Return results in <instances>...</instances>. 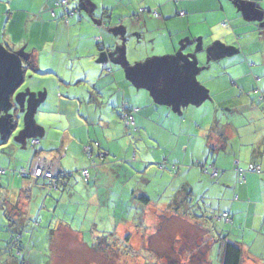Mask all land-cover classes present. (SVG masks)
<instances>
[{
	"label": "crops",
	"instance_id": "1",
	"mask_svg": "<svg viewBox=\"0 0 264 264\" xmlns=\"http://www.w3.org/2000/svg\"><path fill=\"white\" fill-rule=\"evenodd\" d=\"M136 1L140 3V6L142 3H146V0ZM68 2L71 9L78 10L77 13L74 12L75 14L71 18L76 15L80 16L81 24L87 17L90 18L89 20L86 19L89 23L86 22L84 27H90L91 32H93V41L97 43L98 51L101 52L109 51L113 41L110 36L114 37V33L119 36V39L114 37L118 44L126 42L125 35L127 33L131 37H137V35L135 36L138 33L136 31H139V34L143 32L158 33L164 38L168 34L171 43L173 42L172 36L183 38L186 33L191 41L188 46L191 44L196 47L195 57L198 68L204 66V55L207 54L208 50L212 54V63L228 62L221 69L222 75L219 79L224 74L227 75L234 88H228L230 100L227 102H230V107L226 106L228 109L222 111L236 113L237 116L235 120L226 123L216 120L215 116L212 123L204 126L202 120L196 121L199 119L197 114L204 112L199 109L203 105V101L198 106L190 103L179 104L178 106L161 105L158 106L160 109L152 111L154 107L149 103L150 97L145 95V105L138 101L142 98V93L139 91L146 90L137 88L126 77V71L122 66L110 64V62H107L108 65L104 67L96 66L91 64L92 58L85 59L83 57L79 60L80 63H74L71 58L66 59L62 74L50 72V70L44 74H55L58 87L65 89L68 96H71L69 94L71 89L68 86H73L72 79L76 80L77 90L79 88L86 89L87 94L74 92L80 97L79 101L82 102H79V105L84 104L83 110L80 114L77 105L73 113L74 107L71 103L72 113L69 112L65 104L75 100L67 101L63 96H60L58 100L54 96L52 97L58 103L55 111L54 105L56 103L54 102L46 110L43 105L46 100L38 104L35 114L42 106V111H45L43 113H53L55 119H60L61 123H63L64 118L68 125H61L59 130L53 128L57 132L56 142L50 141L48 134L40 136L44 137L42 143L41 138L38 137L30 140L36 139L38 144L33 148L30 146L28 161H23L24 166L21 161H17L14 163L17 171L11 172L12 176H18L21 180L18 186L11 185L9 179L6 180V185L2 184L1 176H7L9 173L6 169L0 168L3 171L0 174V210L3 209L4 211V207L7 208V212L4 211L7 221L11 222L15 231H19L18 227H23L26 230L28 221L24 216L27 210L36 207L37 202L42 200L41 208L46 209V211L42 218H39V221L41 220L40 224L46 223L50 235H56L54 238L55 240L59 238V241H62L61 239L65 235L67 239L75 238L83 243V238H79V236L85 235L84 233L73 230L69 224L70 221L54 215L59 202L63 200V196L69 198L72 194H78L80 199L92 200L100 208L105 201V205L112 207L111 203H113L116 207L115 203H119L118 206L121 207V202L127 204L125 201L130 200L132 211L137 207L140 214L136 210L130 214L131 211L119 208L120 216L114 222L113 219L116 214L114 216L109 215L112 211L107 212L104 217L97 213L93 216L96 219L102 218L101 222L106 226L103 230L93 227L87 235H125L124 248L135 250L138 247L142 248L140 238L143 240L144 236L136 238L133 235H146L148 234L147 231H150L149 254L152 257L151 262L153 260L154 264L163 260L166 253L167 256H174L173 252H176L174 251L176 246L178 255L187 251L190 246L195 255L197 250L203 251L201 260H198L199 262L196 264H214V262L221 264L222 240H224L223 243L235 244L239 248L241 252L239 264H264V119L259 117H264V110L260 109L262 106L260 97L257 103L261 106H256L255 100L250 99L251 93L255 95L256 90L251 88L254 81L252 73L241 60L245 50L241 52L242 56L238 57H234L236 55L228 56L222 49V52L218 50L217 54L212 51L218 47V42L225 43L227 46L236 45L233 43L235 32L238 33L236 29L242 27L243 30L240 32L248 35L253 32L252 26H255L256 21L252 17L254 12L251 11H255L254 6H261L260 11L264 17V0H149L148 6L153 9L152 11H141L142 6H139L138 12L129 14V9L132 6L138 7L130 0L128 6L122 10L123 15L115 21L112 17L106 19L107 13H103L101 18L96 17L97 8L90 0H69ZM241 3H243L242 6ZM54 6L52 0H49L47 4H42V9L47 12L48 9L52 8L57 13L56 9L53 8ZM56 7H58L57 4ZM233 8L236 9L234 13L232 12L234 11ZM154 12L158 14L157 17L154 16ZM144 13H149L154 18V20L152 19L154 23L151 26L147 24ZM62 15L61 10L56 18L63 20ZM244 17L246 20L243 19ZM176 20L178 21L175 22ZM103 21L106 24L104 27ZM62 23H57L56 27H63ZM126 23L128 25L124 26ZM67 26L70 27V30L74 27L71 22ZM80 28L82 29V27ZM96 30H106L107 34L111 35L108 39L104 38L103 35L97 38L94 35ZM7 36V34L4 35V37ZM123 46L126 48V44ZM208 46L212 48L207 49ZM245 46L249 48L253 46V42H247ZM77 49L79 48L77 47ZM68 50L70 51V46L65 43V40L58 44L60 58L59 62L56 63L57 68L62 67V57L68 53ZM168 53L163 52L160 53L159 57L146 60L152 61L157 58L169 57ZM79 55L77 54V58H80ZM199 56L203 58L201 59ZM217 56L221 58L217 59L218 61L215 60ZM122 57L126 61V65L130 67L132 62L127 59L126 51L123 52V49H121V57L119 56V58L122 59ZM222 57L224 58L222 59ZM35 58L39 59L38 56ZM146 60L137 64L143 65ZM74 64L89 67V70L83 77L76 76V78L70 77L68 79L66 74L74 68ZM203 72L200 71L196 78L204 75ZM113 94L119 95L120 108L116 106L111 109L107 105L108 110L104 111L103 99L106 96L111 99ZM86 96L89 97L86 99ZM237 99L241 101L236 102ZM249 99L250 103H248ZM218 102L215 101L216 108L222 109ZM162 109L171 113L175 112L176 115L175 120L170 115H165L164 118L163 116L158 117L159 120L164 121L166 119V122H169L163 123L171 131L167 133L170 135H168L166 142L160 140L163 135L151 134L147 137L141 133L133 136L127 135L128 131L135 126L144 127L147 118L143 116V113L150 112L156 117V114L159 116ZM192 110H197V112ZM124 112L133 117L134 124L130 128H126L122 122L121 118ZM195 113L197 114L194 115ZM36 124L38 125V123ZM174 126L175 129H172ZM52 127L50 125L49 128ZM136 129L134 128V131ZM137 132H139L138 129ZM30 141L28 142L29 145ZM94 143H97L98 147L93 148L92 157L89 159L84 147ZM14 149L17 150V148ZM136 150L139 151V154ZM14 158H17V154L14 155ZM35 159L48 161L64 174L58 189L55 190L60 194V197L53 209H47L48 198H42V195L45 192L47 194L50 190L48 182L43 179H36L30 174L25 177H20L18 174L22 169L29 173ZM235 162L237 163V171L234 170ZM75 163H77L79 171L87 169V181L82 179L79 172H73L75 169L73 164ZM124 164L129 165L128 171L120 167H125ZM210 167L218 171L216 177L210 176ZM256 168H259V173L255 172L254 169ZM74 173H78L80 181L77 180V177H73ZM66 175L69 177L65 178ZM145 175H149V179H145ZM126 194L128 199L125 197ZM32 201L37 204L33 205ZM148 208H151L150 212L145 211ZM222 214H227L229 220L226 221L221 218ZM145 215H147L146 222L143 223ZM214 217L219 219H214ZM35 218L34 222L36 221ZM212 218L215 220L214 224ZM95 222L93 220L92 225ZM107 224H110V228H107ZM137 224L145 227L140 226L142 233L138 230ZM20 238L19 236L15 240L19 242ZM15 240L12 241L11 246L14 245ZM4 241L0 240V252H6L9 248L10 241H7V246L4 245ZM216 245H219L218 249L214 248ZM146 247L147 245L143 249ZM86 249L89 256L98 254L94 247L86 245ZM23 254H25V248ZM28 254L27 251L26 255L28 256ZM154 257L156 258L154 259ZM25 259L26 257L20 264H28ZM1 260L7 264V259ZM140 260L143 263V258L140 257ZM169 260L174 261L172 257H168L166 264H184L182 262L176 263L177 261L170 263Z\"/></svg>",
	"mask_w": 264,
	"mask_h": 264
},
{
	"label": "rangeland",
	"instance_id": "2",
	"mask_svg": "<svg viewBox=\"0 0 264 264\" xmlns=\"http://www.w3.org/2000/svg\"><path fill=\"white\" fill-rule=\"evenodd\" d=\"M59 1L61 0H52V3H54L55 5L53 8L57 11V13H55L52 8L48 9L47 12L42 9V4H47L49 0H0V44L10 52L15 51L21 54L22 56H25L29 63L34 67L33 70L27 69V74L25 73L26 75L24 82L15 94L26 96L23 108L24 111L23 109H21L20 111V108L17 105L13 106L11 110V114L14 113L13 111L17 110L16 116H18L19 118L17 122V128L8 138V140L5 141V143L1 142L0 134V168L6 169L9 173L7 174V176H1V182L4 185H6L7 179L10 180L11 185L18 186L21 183V180L18 178V176H12L11 172L14 170L17 171L16 167H14V163H17V161H21V164L23 166V161H28V156L30 155L31 151L30 146L32 142L30 140L32 138H41L42 143L44 137L40 136L48 134L47 136H49V140L56 142L55 138L57 137V132H55V129L59 130L61 128V125H68V122H66L64 118L63 123H61L60 119H55L53 113H43L45 111H42V106L38 109V112L34 115L32 121L28 120L29 118L27 116L26 110L28 108L29 99L31 96H34L33 100L37 104L43 103L46 100V102L43 104L45 106V110L52 105L51 103H56L57 101L55 100V98L58 100L60 96L66 98L67 101L70 99L75 100L73 102H66L65 107L69 110V112H71V103H73L72 105L74 107L73 113L77 105L80 110V114L81 110H83L84 104L79 105V102H81L79 101L80 97L77 96L74 92H78L79 94H87L86 89L79 88L77 90L76 80L72 79L71 83L73 84V86H68V88L71 89L69 92L71 96H68V92H66L65 89H61L58 87L56 75L50 73L44 74V72L50 70V72H60V74H62L64 71V60L70 58L74 63H80L79 60L84 57L85 59L92 58L91 64H94L96 66L100 65L104 67L108 65L107 62H97L100 59V55L105 51H98L99 49L97 48V43L93 41V32H91L90 27H84L86 25V22L89 23L87 20H89L90 18L87 17V20L85 19V21H82L81 24L79 21L80 16L78 15L72 18L64 16L63 20H58L57 18L54 19L52 17V12L55 13L54 15H56L57 17V14L62 10L61 8L56 7V4ZM90 1L94 3L95 7L97 8L96 17L101 18L103 13H107L108 15L106 16V19L112 17L113 21H115L119 20L120 16L123 15L122 10L125 6H128L130 0ZM132 1L138 7L132 6L129 9V14L138 12L141 6V8H146L149 11L153 10L148 6L149 0H146V3H142L141 6L140 3L136 0ZM240 5L242 6L243 3H241ZM235 8L238 9V7ZM235 8H233V13L236 10ZM254 8L255 11H251L254 12V14H252V17H254V21H256L255 26H252L253 32L249 33L248 35L244 34L243 32H240L241 30H243L242 27L236 29L238 33L235 32V36L233 37V43H236V45L227 46L225 43L218 42V47H216L212 51L213 53L217 54L218 50L222 49L225 51L226 55H236L234 57H238L242 56L241 52L245 50V54L243 53L244 57H242L241 60H243V62L247 66V69L250 70V73H252L254 81L253 87L251 88H254V90H256L255 95L251 93L252 97L250 99L255 100L256 106L262 105L260 109L264 110V103H262L261 105L257 103V100L261 96L260 94L264 91V17L260 11V9L262 8L261 6H254ZM144 14L147 18V24L151 26V24L154 23V21H152V19L154 20V18L150 16L149 13ZM243 19L246 20L245 17ZM177 21L178 20H176L175 22ZM61 22H63V27H56V24ZM70 22L71 25L74 26L71 28V30L70 27L67 26V24H70ZM127 25V23L124 24V26ZM80 27H82L83 30ZM248 29L251 30L250 27H248ZM105 32L106 30H96L94 35L97 36V38L103 35L104 38L108 39L111 34L108 35L107 32ZM136 32L138 33L135 34V36L137 35V37L135 38L131 37L129 33H127V35H125L127 38L126 42L121 44L115 42L114 37H117L119 39V36H117L115 33L114 37H112V35L110 36L113 41L111 43L112 46H110L109 50L114 53V57L116 55V60L120 59L119 56L121 57V49H123V52L126 51L127 59L130 60V62L132 63H138L146 59L150 60L154 57H159L163 52H169L168 55L170 56L182 54L183 56H186V58H189L191 60L195 59L196 47L192 46L191 44L188 46L191 41L189 40L186 33L183 35V38L172 36L173 42L171 43L168 34H166L164 38L158 33L151 34L143 32L139 34V31ZM5 34H7L8 36L4 37ZM61 36L63 37L61 38ZM64 40L65 43L70 46V51L68 50V53H65V55H63L61 60L62 67L57 68L56 63L59 62L60 58L58 54V44L62 43V41ZM247 42H253V46L246 48L245 44ZM124 44H126V48H123ZM77 47L79 49H77ZM241 47L242 49H240ZM206 48L211 49L212 47L208 46ZM65 51H67V49H65ZM77 54H80V58H77ZM37 56L39 57V59L35 58ZM211 56L212 54H210V50H208L207 54L204 55V66L202 67V72L204 71L202 74L204 75H200L198 78H196V80L198 79L197 81L200 86L201 94L204 98V103L199 109L204 112H201L199 114L195 113L194 115H199V119H197L196 121L202 120L204 126L208 123H212L214 121L215 116L216 120H221L223 123L233 121L236 119L237 116L236 113L233 114L229 111H222L223 109L227 108L226 106L230 107V102H227V100H230V95H228V88H234L231 85V81L227 75L224 74L223 77L219 79V77L222 75L221 69H223L228 62L224 63V61H222L221 64H214V62L212 63L213 60ZM199 57L201 59L203 58L202 56ZM223 58L224 57H222V59ZM217 59L219 60L221 58L217 56L215 60ZM243 68L245 69L244 66ZM71 70L66 74V77L68 79L70 77L76 78V76L83 77L85 73L88 72L89 67H81V64H74V68ZM139 93H142V98H136L138 99V101H140L139 103L141 104L145 105V95L147 97H150L149 103L153 105L152 107H154L152 111L157 110L159 108L158 106H161L157 105L153 101V97L147 91H139ZM53 96L55 97L54 100L52 99ZM88 97L89 96H86V99ZM118 99L119 95L113 94L111 99L106 96L105 99H103V104L105 105L104 111L108 110V106H110L111 109L115 108L116 106L120 108V103H118ZM250 99L248 103H250ZM215 101H219L218 103L222 106V109L216 108ZM240 101L241 100H238L236 102ZM57 104L58 103L54 105V111L57 109ZM192 111L197 112V110ZM75 114L78 115L76 112ZM165 115H170L174 120L176 119L175 112L171 113L166 109H162L159 116H157L156 114V117L153 114L151 115L150 112L143 113V116L147 118V122L144 124V127L135 126L134 128H137L139 132H137V129L134 131L133 128L132 130L128 131V133H126L127 135L129 134L128 136H133L141 133L146 137L151 136V134L156 136L163 135L160 140H165L164 142H166L168 140V135H170L167 133H170L171 131H169V128L165 127L163 123L166 124L169 122H166V119L162 121L158 118L162 116L164 118ZM259 117L264 119V117L262 116ZM36 123H38V125ZM50 125H52L53 127L49 128ZM29 126H31L30 129ZM172 129H175V126L174 128L172 127ZM29 141L30 145L28 144ZM34 141L38 140L34 139ZM14 148H17V150L15 151ZM137 152L139 154V151ZM15 154H17V158H14ZM137 158L139 159V156H137ZM124 166L125 167H120L128 171L129 165L126 166L124 164ZM73 167L75 168L73 172H81L79 171L80 169L77 168V163L73 164ZM119 170L122 171V169ZM142 171L144 172V169H142ZM74 174L75 175L73 177H77L78 179H76L79 180L78 173ZM149 177V175L144 176L145 179H149ZM67 195H70V193H67ZM59 197L60 194L57 191L51 190H49L47 194L45 192V194L42 195V198H48V201L46 203L47 209H53L55 203L59 201ZM125 197L128 199L127 194L125 195ZM62 199L63 200L59 202L58 207L54 212V215L61 219L70 221L69 224H71L73 230H79L84 233L85 235L79 236V238H83V243H81L80 240H77L75 238L67 239L65 235L63 239H61L62 241H59V238L55 240L54 236L56 235H50L51 233L47 230L46 223L40 224L41 220L39 221V218L41 219L42 215H44L46 211V209L41 208L42 200H39V202H37L38 205L36 207L27 210V213L24 216V218L28 221L26 230H24L23 227H18L19 231H15V228L12 226L9 220L7 221V218L5 216L4 211H6L7 208L4 207V211L3 209L0 210V240H5L3 243L6 246L8 244L7 241H10L9 245H11L12 241L15 240V237L18 238L19 235L21 237L19 245L22 244L21 248H25V255L27 254V251L29 252L28 256H25V260L28 262V264H154L153 260L151 262L152 257L149 254L150 231H147L148 234L146 235H133L136 238L144 236L143 240L140 238V243L142 242V248L138 247L135 250L130 248H124V244L126 243L124 239L125 235H87L89 234V231L91 232V228L93 227L103 230V228L106 226L104 223L101 222V220H103L102 218L98 217L96 219V217L93 216L95 214L97 215V213H99L98 215L104 217L107 212L112 211L109 215L112 214V216H114V214H116L113 219V221L116 222L121 212L119 208L131 211L130 214H132V212H135V210L136 212H138L137 207L135 208V210L133 209L132 211V208L130 207V200L125 201L127 202V204L121 202V207L118 206L119 203H115L116 207H114L113 203H111L112 207L109 205H105V201L103 206L100 208L98 207L97 203L92 200L89 201L80 199L78 194H72L71 197L69 196V198L63 196ZM31 203H33V205L37 204L34 203V201H32ZM150 209L151 208H148L145 211L150 212ZM138 213L140 214V212ZM146 217L147 215H145L143 223L146 222ZM34 218L36 219L35 222ZM93 220L96 221L94 225H92ZM89 221L91 222L89 223ZM137 226L138 230H140V232L142 233L143 231L141 230V228L144 226L140 224H137ZM107 228H110V224H107ZM132 240L135 241L134 238H132ZM173 244L175 245V242ZM86 245L97 249L96 251L98 252V254L96 256H89L88 251L86 249ZM146 245V249H143ZM218 246L219 245H216L214 248L218 249ZM11 250L12 249L9 247L6 252H0V264H5V262H3L1 259H7V264L22 263L21 260H23L25 257L18 256L15 250H12V252H10ZM174 251H176L173 252L174 256H167L166 253L163 256V260L158 261L157 263L166 264L168 257H172L174 261H177L176 263L182 262L184 264L186 262L187 264H196L197 262H199L198 260H201V254L199 255V251L197 250L195 255L191 246L188 248L187 251L182 252V254L180 255H178L177 246ZM140 257L143 258V263L141 262ZM155 258L156 257H154V259ZM174 261H170V263H174ZM214 264L217 263L214 262Z\"/></svg>",
	"mask_w": 264,
	"mask_h": 264
},
{
	"label": "water",
	"instance_id": "3",
	"mask_svg": "<svg viewBox=\"0 0 264 264\" xmlns=\"http://www.w3.org/2000/svg\"><path fill=\"white\" fill-rule=\"evenodd\" d=\"M113 54L114 53L111 50H109L108 52L105 51L100 55V59L97 62H110L111 64H118L122 66L125 69L127 74L126 77L128 78L127 70L129 66L126 65V61L123 57L122 59L116 60ZM27 61L28 60L25 58V56H22L15 51L10 52L0 44V134L1 142L3 143L8 140V138L17 128V122L19 118L18 116H16L17 110L13 111L14 113L11 114L13 106L17 105L20 108V111L24 108L26 96L15 94L24 82L26 69L24 68L23 63ZM170 62H175V65L178 68H187L193 74H198L203 70L202 68H198L196 57L195 59L191 60L189 58H186V56H183L182 54L161 59L157 58L152 61H146L144 64H159L163 67ZM143 89L153 97V101L158 105L178 106L179 104H183L177 102L176 100H168V102L166 103L159 102L156 94H154L152 91L147 90L146 88ZM33 98L34 96L30 97L28 108L26 110L27 116L29 118L28 120L30 121H32L39 104L35 103ZM202 101H204V98L201 97L200 91V95L196 98V102H190V104L198 106ZM30 127L31 126H29V129Z\"/></svg>",
	"mask_w": 264,
	"mask_h": 264
},
{
	"label": "snow or ice",
	"instance_id": "4",
	"mask_svg": "<svg viewBox=\"0 0 264 264\" xmlns=\"http://www.w3.org/2000/svg\"><path fill=\"white\" fill-rule=\"evenodd\" d=\"M127 71L128 79L137 88L152 91L159 102L176 100L183 104L194 103L200 95V86L196 80L198 74L191 73L187 68L176 67L175 62L163 67L159 64L132 63Z\"/></svg>",
	"mask_w": 264,
	"mask_h": 264
},
{
	"label": "built area",
	"instance_id": "5",
	"mask_svg": "<svg viewBox=\"0 0 264 264\" xmlns=\"http://www.w3.org/2000/svg\"><path fill=\"white\" fill-rule=\"evenodd\" d=\"M57 6L59 8L62 9V12L64 14V16L70 17L72 16L74 13V11H72L69 8V3L67 0H61L57 3ZM52 16H54V13H52ZM154 16H158L157 13L154 12ZM260 101L262 103H264V95L260 96ZM122 122L124 124V126L126 128H130L133 126L134 121H133V117L129 114V113H123L122 114ZM38 144V141H32L31 142V147H35ZM98 144L94 143V144H89L86 145L84 147V151L86 153V156L90 159L92 157V152H93V148H97ZM234 170L237 171V163H234ZM256 173H259L260 170L259 168L254 169ZM3 173V171L0 170V174ZM19 176L20 177H25L27 174H30L32 177L36 178V179H43L46 180L49 184V189L50 190H57L59 187V181L62 177H64V174L60 171V169H58L57 167L53 166L51 163H49L48 161H42L39 159H35V161L32 162V166L30 169V172L27 173L25 172V170H20L19 171ZM81 177L87 181L88 180V171L87 169L83 170L80 172ZM211 177H216L218 175V171L213 168L210 167V172H209ZM221 218L225 219L226 221L229 220L228 215L227 214H222ZM215 219H219L218 217H215ZM18 253V252H17Z\"/></svg>",
	"mask_w": 264,
	"mask_h": 264
},
{
	"label": "trees",
	"instance_id": "6",
	"mask_svg": "<svg viewBox=\"0 0 264 264\" xmlns=\"http://www.w3.org/2000/svg\"><path fill=\"white\" fill-rule=\"evenodd\" d=\"M52 17L56 18V15H54ZM63 18H64V14L62 15V19ZM27 64H28V67L27 66L25 67L26 70L27 69H30V70L34 69V67L30 63H27ZM68 177H69V175L65 176V178H68ZM61 179H63V178H61ZM61 179H60L59 183L61 182ZM143 199H145V198H143ZM214 219H215V217H214ZM214 219L212 218L211 220L213 221ZM214 222H215V220L212 223L214 224ZM15 239H16V237H15ZM222 241L224 242V240H222ZM223 242H222L223 246H222V252H221V259H220L221 264H239L240 263V255H241L239 248L235 244H230V243H226V242L223 243ZM10 246L11 245H9V247ZM21 246H22V244L19 245L18 240H15L14 245H12L10 248L12 250H15L16 254L18 256H25V254H23L24 249L21 248ZM12 250H11V252H12ZM202 253H203V251H199V255L200 254L202 255ZM21 261L23 262V260H21Z\"/></svg>",
	"mask_w": 264,
	"mask_h": 264
},
{
	"label": "flooded vegetation",
	"instance_id": "7",
	"mask_svg": "<svg viewBox=\"0 0 264 264\" xmlns=\"http://www.w3.org/2000/svg\"><path fill=\"white\" fill-rule=\"evenodd\" d=\"M69 8H70V6H69ZM71 9V8H70ZM72 11H74L75 13H77L78 12V10L77 9H71ZM141 11H145V12H147V9L146 8H142V10ZM156 13V12H155ZM158 15V14H157ZM71 17V16H70ZM103 27L104 26H106V24H105V22L103 21ZM28 63H29V61H27ZM27 62H25V63H23V66H24V68L27 66L28 67V64H27ZM264 94V92L263 93H261V95H263Z\"/></svg>",
	"mask_w": 264,
	"mask_h": 264
}]
</instances>
